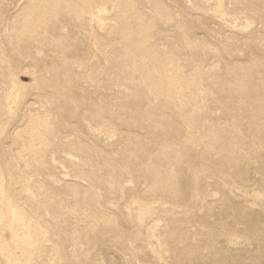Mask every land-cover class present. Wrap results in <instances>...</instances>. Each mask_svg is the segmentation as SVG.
Returning <instances> with one entry per match:
<instances>
[{"label": "rangeland", "instance_id": "rangeland-1", "mask_svg": "<svg viewBox=\"0 0 264 264\" xmlns=\"http://www.w3.org/2000/svg\"><path fill=\"white\" fill-rule=\"evenodd\" d=\"M0 264H264V0H0Z\"/></svg>", "mask_w": 264, "mask_h": 264}, {"label": "bare ground", "instance_id": "bare-ground-1", "mask_svg": "<svg viewBox=\"0 0 264 264\" xmlns=\"http://www.w3.org/2000/svg\"><path fill=\"white\" fill-rule=\"evenodd\" d=\"M2 212V211H1ZM2 214V213H1ZM4 214V213H3Z\"/></svg>", "mask_w": 264, "mask_h": 264}]
</instances>
